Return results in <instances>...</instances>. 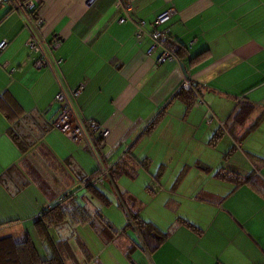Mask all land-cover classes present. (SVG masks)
I'll return each instance as SVG.
<instances>
[{
    "label": "crops",
    "instance_id": "0c3cea01",
    "mask_svg": "<svg viewBox=\"0 0 264 264\" xmlns=\"http://www.w3.org/2000/svg\"><path fill=\"white\" fill-rule=\"evenodd\" d=\"M36 1L37 36L58 39L53 68L35 66L37 54L25 45L31 30L0 5V230L16 228L6 236L29 239L42 258L56 245L64 264H264V0H124L131 9L123 21L119 0ZM168 9L175 14L159 28L168 30L164 46L173 57L159 63L162 47L148 53L153 41L137 37L136 24L149 31ZM80 84L74 112L108 131L101 162L129 157V172L110 183L117 206L124 213L123 193L160 231L175 225L152 253L125 213L116 226L94 205L111 202L98 185L109 203L95 187L76 198L90 220L51 226L54 247L39 235L43 210L98 170L85 142L52 125L61 106L55 95ZM182 86L194 91L191 105L177 95ZM212 169L217 190L203 184ZM218 170L261 188L222 180ZM141 175L155 199L148 217L132 188L117 187ZM98 212L117 230L112 235Z\"/></svg>",
    "mask_w": 264,
    "mask_h": 264
},
{
    "label": "trees",
    "instance_id": "16d2710c",
    "mask_svg": "<svg viewBox=\"0 0 264 264\" xmlns=\"http://www.w3.org/2000/svg\"><path fill=\"white\" fill-rule=\"evenodd\" d=\"M38 7L39 5L37 2V10ZM169 48H171L175 54L180 56L176 49L172 48L171 46ZM193 94L194 91L191 87L189 88L184 86H182L177 92V95H180L182 98H184V100L187 101L189 105L193 103ZM245 110L248 109L245 108ZM158 116L160 115H157V117ZM156 121L158 122V119H153L149 125H154ZM128 158L129 157L127 154L125 155V158H120L113 163L109 170V176L106 178L108 182L116 184V179L121 175V173L129 172L128 162L126 160ZM97 173L98 170H96L92 175L80 179L76 182L75 185H79V183L91 179ZM215 174L222 180L231 179L234 184H241L246 182V184L251 185L253 188H261V186L258 185L254 179L250 180V178H248L246 180L245 178H240L235 174H229L226 172L221 173L220 170H218ZM95 186L96 185H86L82 189ZM94 189L99 195L103 196V199L106 203H109V200L104 197V195L98 190V188L95 187ZM76 190L77 188L75 189V187H73L67 191H64L60 196H57L53 205H49L48 208L46 207L40 215L39 219L35 222L39 235L52 247H54V243H52L51 235L49 234V229L51 226H57L64 221L79 219V217L80 219L83 218V220H90V216H86L84 206L80 205L76 199ZM119 197L121 198V201L123 200L121 206L124 208V213L127 218L126 225L137 230L138 236L142 239L144 244L145 242L147 243V250L149 251V253H152L162 242L166 240V238L174 229L175 225H171V227H169L166 231H160L153 224L144 221L140 217V211L136 207V204L129 201L123 193H120ZM96 216L99 221H102L104 226L103 230H108V232L112 235L115 231L113 226L105 218H103L101 213H96ZM179 223L185 225L187 228L193 229L195 233L200 234V230L188 221L181 220L179 221ZM55 247L52 250L50 248H47L50 250V252H47L46 256L42 258L39 256L35 246L29 239L17 242L12 236L1 237L0 264H64L59 255V253L61 252H56L58 250H56Z\"/></svg>",
    "mask_w": 264,
    "mask_h": 264
},
{
    "label": "built area",
    "instance_id": "2783aa9c",
    "mask_svg": "<svg viewBox=\"0 0 264 264\" xmlns=\"http://www.w3.org/2000/svg\"><path fill=\"white\" fill-rule=\"evenodd\" d=\"M94 0H88V3ZM6 3L12 10L17 11L24 20L25 25L31 30V36L26 40V48L37 54L35 58L36 67H55L59 60L53 59L50 61V55L52 49L58 43V39H52L50 42H45L41 37L37 36V30L42 27V20L38 15L37 1L36 0H0V5ZM119 4L122 5L125 16H123L120 21H123L128 16V11H130V5L126 4L124 0H119ZM175 14L174 9H168L158 15L156 19L151 24V29L145 31L144 22L140 21L136 24L137 27V37L147 35L153 41L148 53L154 51L159 45L162 47L163 52L157 58L159 63L166 61L167 59H172L173 55L168 48L164 46V42L167 40L168 30L164 28H159V25L164 23L167 19ZM6 41L0 42V49L4 47ZM82 85H77L75 88L70 89L68 93L66 91H60L55 95V101L61 103L60 111L57 117L53 121V126L66 134L75 143L85 142L90 153L95 156L98 162V173L94 175L91 179L79 183L78 189L85 187L86 185H102L104 180L109 176V170L113 165V161H108L106 163L101 162V155L99 152V144L108 136V131L103 129L97 123L91 120H82L74 112L73 105L71 103L72 98L76 97L82 89ZM69 95V97H66Z\"/></svg>",
    "mask_w": 264,
    "mask_h": 264
},
{
    "label": "rangeland",
    "instance_id": "374dc122",
    "mask_svg": "<svg viewBox=\"0 0 264 264\" xmlns=\"http://www.w3.org/2000/svg\"><path fill=\"white\" fill-rule=\"evenodd\" d=\"M5 7H8L6 5H3ZM219 148V147H217ZM202 150H200L201 152ZM210 153V152H208ZM90 155L93 157V159H95V156L90 153ZM203 160H207L206 155H203ZM98 164V163H97ZM214 175V170H210L209 173L206 174V176L204 177V186L208 189H218L217 186H215L213 184V182H217L216 180H214L213 178ZM120 183V184H119ZM119 183H117V187L119 188V191L124 192L126 191L128 188H132L131 190H129L133 195L135 194L136 198L144 203L145 208L143 209L142 213L143 215H145L146 217H148V211H150L151 207L153 203L155 202L154 198H150L151 195L148 193V191H146L145 189V185H144V177L143 175L139 176L135 181H131V180H121L119 181ZM148 184H150V182H147ZM152 186V185H151ZM98 187L109 197L110 199V205L109 206H105L102 203L96 201V203L94 202L95 206H98L99 209L102 210L104 217L108 218L111 222H113L114 224H116V226H124L126 223V219L123 213V210L121 207L117 206V202H116V198H117V191L116 188L110 184V182H108L107 180H104L102 185H98ZM76 195L79 194V192H81V190H76ZM83 191V189H82ZM128 191V190H127ZM160 196H157V198L159 199ZM151 199V200H150ZM155 205V203H154ZM121 220V223L123 225H117V221L116 220ZM123 220V222H122ZM18 232L16 230V228H5L3 230H0V237L6 236L8 234L11 233H15ZM128 233L132 234V230H128ZM37 246L39 247V244H37ZM42 255V253H41Z\"/></svg>",
    "mask_w": 264,
    "mask_h": 264
},
{
    "label": "water",
    "instance_id": "95a60500",
    "mask_svg": "<svg viewBox=\"0 0 264 264\" xmlns=\"http://www.w3.org/2000/svg\"><path fill=\"white\" fill-rule=\"evenodd\" d=\"M181 67H182V70L184 71V69H183V65H182V64H181ZM184 74H185V76H187L186 73H185V71H184Z\"/></svg>",
    "mask_w": 264,
    "mask_h": 264
}]
</instances>
